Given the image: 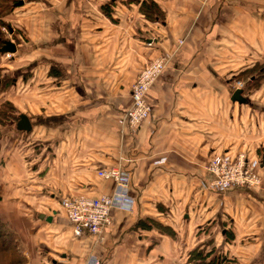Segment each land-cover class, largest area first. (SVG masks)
<instances>
[{
  "label": "crops",
  "instance_id": "0c3cea01",
  "mask_svg": "<svg viewBox=\"0 0 264 264\" xmlns=\"http://www.w3.org/2000/svg\"><path fill=\"white\" fill-rule=\"evenodd\" d=\"M154 1L158 21L131 0H25L6 16L10 60L24 65L4 77L29 88L27 108L0 123V219L24 264H189L206 245L264 264V166L259 186L223 192L205 168L213 154L264 146V104L233 94L237 75L264 63V0ZM160 56L149 113L130 129V87ZM114 166L130 175L133 208L113 209L100 238L74 234L60 200L111 193L98 171Z\"/></svg>",
  "mask_w": 264,
  "mask_h": 264
},
{
  "label": "built area",
  "instance_id": "2783aa9c",
  "mask_svg": "<svg viewBox=\"0 0 264 264\" xmlns=\"http://www.w3.org/2000/svg\"><path fill=\"white\" fill-rule=\"evenodd\" d=\"M54 1L58 2V0ZM147 45L151 46L152 41L147 42ZM4 54L7 57L12 55L6 52ZM166 64L167 59L164 56L156 57L137 74L130 87L131 103L125 113V123L130 129L138 128L148 115L150 106L146 101V94ZM235 86L242 88L243 83L236 81ZM259 165V159L249 158L244 153L233 156L219 153L210 157L205 168L213 176L210 187L223 192L237 186L247 188L259 186L262 181L257 174ZM98 175L114 182L111 193L99 196L78 193L60 200V206L65 211L76 235L87 231L100 238L105 227L111 224L110 213L113 209L130 211L133 208L134 199L129 194L130 175L126 171L120 166H114L99 170ZM84 264H100V260L96 256H90Z\"/></svg>",
  "mask_w": 264,
  "mask_h": 264
},
{
  "label": "rangeland",
  "instance_id": "374dc122",
  "mask_svg": "<svg viewBox=\"0 0 264 264\" xmlns=\"http://www.w3.org/2000/svg\"><path fill=\"white\" fill-rule=\"evenodd\" d=\"M16 1V0H15ZM18 1H22V0H17L16 2L18 3ZM25 0H23V2H24ZM51 2H54V0H50ZM62 0H58V2L57 3H59L60 4V2H61ZM17 6V5H16ZM15 6V7H16ZM18 7V6H17ZM14 8H12V9H10L9 11H6L4 14H3V16H2V21L4 22V25L3 26H1L0 27V33L3 35V37H5L6 39H8L9 38V36H11V32L9 31V29H8V27H9V23L8 22H5L6 21V16L7 15H9L10 16V14H11V12H12V10H13ZM27 55H24L23 57H26ZM165 57V56H164ZM153 60V59H152ZM151 60V61H152ZM151 61H149V62H151ZM148 62V63H149ZM147 63V64H148ZM147 64H145V65H147ZM17 65V66H16ZM22 65H24L23 64V60L19 63V62H11V60H10V56L9 57H7V56H5V54L3 53L2 54V56L0 57V77L2 78V80L3 79H5L6 77H8V75L6 76V77H4V75H6V74H9V75H11V70L13 71V73H18V75L17 76H19V71H20V69H19V67L20 66H22ZM144 65V66H145ZM16 67V68H15ZM261 67H264V63H262V64H254L253 65V69L254 70H252V71H248V72H245L244 74H242L241 76L239 75L238 76V79L239 80H242V79H247V77L250 75V74H253L254 76H258V78L260 79L259 80V82L258 83H256V85H253V86H251L250 88H248L247 90H245L244 88L243 89H240V88H238V89H240V96L242 97V98H244V96H243V93L245 92L246 93V95H248V97L249 98H252V102L254 103V104H259V102L260 103H263L264 104V73L263 72H260L261 70ZM8 70V71H7ZM7 71V72H6ZM240 74V73H239ZM13 76V75H12ZM15 76V75H14ZM4 77V78H3ZM28 86H30L31 87V85L29 84ZM6 88V89H5ZM27 88H29V87H27V86H20V84H17V86L15 87V89L16 90H14V89H9V86H8V82H6V83H3L2 85H1V87H0V109H2V114H0V123H1V125H3L2 124V122H1V119H4L6 116H5V114L3 113V112H7V110L9 111V112H7V114L6 115H8L9 113H14L12 110L13 109H17V111L19 110V111H23V110H25L26 108H27V106H24L22 103H21V96H20V92H21V90H23V89H25V91L27 90ZM4 92L5 93H8V95L7 96H5L4 95ZM12 92H14L15 94H12V96H10L11 95V93ZM242 92V93H241ZM9 99L10 101H8L7 99ZM1 104H5V105H7L8 107L5 109L3 106H1ZM13 107V108H11V106ZM13 105H15V107L13 106ZM8 117H9V115H8ZM7 119V118H6ZM8 120V119H7ZM264 125H262V130L260 131V132H257L256 130H255V133H254V139H255V137L256 136H258L261 140L259 141V142H263L264 141ZM259 148L257 149V155H254V156H248L249 158H252V159H259L260 160V163L262 164V166H264V146H261V145H259L258 146ZM242 153H244V152H242V151H240L239 153H237V154H242ZM246 156L248 155V153L246 154V153H244ZM2 220V219H1ZM0 220V223H2V226H1V228H2V231H3V234H4V236L6 237V238H9V239H12V240H16L15 239V236H14V234L12 233L13 231L10 229V228H8V227H6L5 225H4V223H3V220L1 221ZM16 243H17V245L20 247V244H19V242L18 241H16ZM206 247H208L209 248V245H206ZM205 252H206V250H204ZM213 257V256H212ZM219 259H225V262H224V264H230L232 261H231V258L226 254V253H224L221 249L219 250V251H216V254H215V258H214V264H217L218 263V261H219ZM212 260V259H211ZM203 262V261H202ZM0 264H9V259H8V257L5 255V254H0Z\"/></svg>",
  "mask_w": 264,
  "mask_h": 264
},
{
  "label": "trees",
  "instance_id": "16d2710c",
  "mask_svg": "<svg viewBox=\"0 0 264 264\" xmlns=\"http://www.w3.org/2000/svg\"><path fill=\"white\" fill-rule=\"evenodd\" d=\"M131 1H134V2L139 4V11L146 19L152 20V21H158L161 19L162 14L160 12L158 5L156 4L157 2H155L154 0H131ZM16 5H17V2L15 0H0V27L4 25V22L2 21L3 14L12 8H15ZM5 40H9V39H6L0 33V47L3 45V41H5ZM1 56H2V54H0V57ZM252 70H254L253 66L250 69H248L246 72L252 71ZM260 70H261L260 72L264 73V67H261ZM244 73H245V71H244ZM244 73H240L237 75V81H241L243 83L245 90H247L248 88H250L253 85H256V83L259 82L260 79L258 78V76H254L253 74H250L247 77V79H245V80L244 79L239 80L238 76L239 75L241 76ZM6 82H8V86L10 89V87L12 85V77L8 76L3 80L0 77V87L3 83H6ZM1 106H3L5 109L8 107L5 104H1ZM11 108H13V107L11 106ZM7 112H9V111L7 110ZM7 112L6 111L3 112L6 117L4 119H1V121L5 120L6 118L7 119L10 118L11 113L8 114L9 115V117H8V115H6ZM0 114H2V109H0ZM14 119H15V121H17L18 117H15ZM0 199H1V197H0ZM1 226H2V223H0V254H5L8 257L9 264H24V261H25L24 256H21L19 254V252H18L19 248H18L16 241L9 239V238H6L3 234ZM204 250H206V252ZM212 252H213V250L210 247L208 248L206 246L202 249H195L189 255L188 263L189 264H214L215 256H213V257L211 256ZM215 254H216V252H215ZM224 262H225V259H223V260L219 259L217 264H224Z\"/></svg>",
  "mask_w": 264,
  "mask_h": 264
},
{
  "label": "water",
  "instance_id": "95a60500",
  "mask_svg": "<svg viewBox=\"0 0 264 264\" xmlns=\"http://www.w3.org/2000/svg\"><path fill=\"white\" fill-rule=\"evenodd\" d=\"M22 3V1H18L17 6L20 5ZM15 53L16 52V45L14 42H12L11 40H5L3 41V45L0 47V54L3 53ZM241 89V88H240ZM240 89H236L234 91V97H236L239 100H244V98H242L240 96ZM16 128L17 130H21V131H29L31 129V124H30V120L28 119V117L24 114H20L18 116V121L16 122ZM44 215L40 214V218H43ZM48 220H50L48 218Z\"/></svg>",
  "mask_w": 264,
  "mask_h": 264
}]
</instances>
